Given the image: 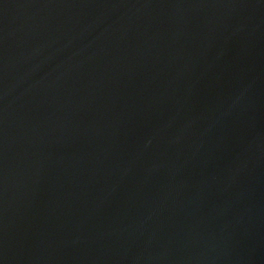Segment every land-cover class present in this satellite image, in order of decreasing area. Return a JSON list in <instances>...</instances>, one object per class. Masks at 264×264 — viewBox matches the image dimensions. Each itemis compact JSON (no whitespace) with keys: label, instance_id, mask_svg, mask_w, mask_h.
Here are the masks:
<instances>
[{"label":"water","instance_id":"obj_1","mask_svg":"<svg viewBox=\"0 0 264 264\" xmlns=\"http://www.w3.org/2000/svg\"><path fill=\"white\" fill-rule=\"evenodd\" d=\"M0 264H264V0H0Z\"/></svg>","mask_w":264,"mask_h":264}]
</instances>
